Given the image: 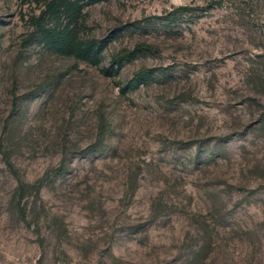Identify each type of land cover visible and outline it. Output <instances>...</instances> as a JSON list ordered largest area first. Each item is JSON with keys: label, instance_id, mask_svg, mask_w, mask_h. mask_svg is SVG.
Instances as JSON below:
<instances>
[{"label": "rangeland", "instance_id": "374dc122", "mask_svg": "<svg viewBox=\"0 0 264 264\" xmlns=\"http://www.w3.org/2000/svg\"><path fill=\"white\" fill-rule=\"evenodd\" d=\"M61 2L0 0V264H264V0Z\"/></svg>", "mask_w": 264, "mask_h": 264}, {"label": "trees", "instance_id": "16d2710c", "mask_svg": "<svg viewBox=\"0 0 264 264\" xmlns=\"http://www.w3.org/2000/svg\"><path fill=\"white\" fill-rule=\"evenodd\" d=\"M77 1L78 0H62V2L59 3V6L64 7L67 11H69L75 9L73 7L77 5ZM41 33L43 34L46 43H48L51 48L56 49L61 53L72 54L80 60L95 65L100 62L101 52L108 42V38H103L100 40H91L82 44L76 41L69 32L65 30H56L50 27L41 28ZM121 66L122 59L118 56L113 59L111 65L105 72L108 75H111L115 71H118ZM136 79L137 81H143L144 74H138Z\"/></svg>", "mask_w": 264, "mask_h": 264}]
</instances>
